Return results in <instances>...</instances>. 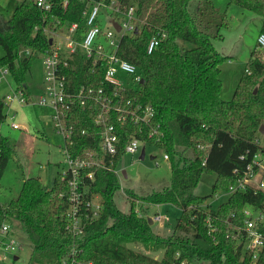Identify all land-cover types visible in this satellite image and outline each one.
Returning <instances> with one entry per match:
<instances>
[{"label": "trees", "instance_id": "16d2710c", "mask_svg": "<svg viewBox=\"0 0 264 264\" xmlns=\"http://www.w3.org/2000/svg\"><path fill=\"white\" fill-rule=\"evenodd\" d=\"M117 1L123 9L135 8L138 19L137 30L122 36L119 57L137 67L144 81L125 96L150 105L154 111L149 126L128 124L119 130L122 145L137 137L168 155L171 186L146 197L128 192L132 202L130 211L125 213L114 201L123 174L97 171L90 195L101 196L103 209L96 219L86 223L80 237H74L67 230V194L59 197L66 188L58 189L57 184L45 187L39 178H28L15 200L0 201V232L4 224L11 230L15 222L20 224L32 246L28 264H171L176 262L177 253V262L189 264H264V255L254 262L243 254L237 239L228 238L243 224L245 207L264 208V191H237L216 210L207 209L206 198L196 195L205 174L217 175L214 193L230 192L260 149L255 140L264 124V65L261 73L255 68L260 60L258 46L247 64L251 74L241 77L233 99L226 101L221 95L220 75L222 63L229 58L216 50L213 40L223 38L221 31L227 19L211 1ZM229 1L261 18L259 34H264V0ZM98 2L109 4L111 0H70L67 10H56V14L64 24L80 23L84 11ZM193 4L197 6L191 11ZM50 22L44 21L34 0H23L16 5L10 20L0 25V48L4 51L0 63L9 69L18 89L27 97L26 74L35 55L21 57L20 52L51 51V38L44 31L45 26H53L54 22ZM103 26L108 28L107 23ZM158 33L166 34V39L149 54V43ZM72 65L67 71L71 91L82 86H105L103 66L94 67L82 58H75ZM4 106V100H0V188L8 164L17 156L14 142L1 132L7 120ZM93 114L88 109H73L74 156L100 151V130L92 121ZM155 130L157 134L150 138ZM122 158L123 151L112 169ZM137 200L179 208L181 215L173 230L167 235L155 232L149 218L136 212ZM208 220L216 229L211 235ZM128 244L164 253L157 258L130 249Z\"/></svg>", "mask_w": 264, "mask_h": 264}, {"label": "built area", "instance_id": "2783aa9c", "mask_svg": "<svg viewBox=\"0 0 264 264\" xmlns=\"http://www.w3.org/2000/svg\"><path fill=\"white\" fill-rule=\"evenodd\" d=\"M34 2L42 13L44 21L49 19L54 22H50L52 27L45 26L44 31L48 35L52 34L64 39L62 47L51 39L53 49L43 53L45 87L35 105L51 109L55 128L65 139V147L62 149L65 156V168L57 185L58 189L66 188V193L61 191L59 197H65L67 194L69 202L67 230L74 237H80L86 223L96 219L103 209L101 196L90 195V184L95 180L96 172L110 170L117 175H122L119 170L120 162L116 168L112 169L120 152L123 151V156L134 155L145 143L137 137H132L123 146L119 130L128 124L149 126L154 117V111L150 105L144 106L136 99L125 96L128 91H136L143 79L137 67L122 60L118 54L122 36L137 30L138 19L135 8L123 9L117 0H111L109 4L98 2L90 5L83 13V22L64 24L58 18L56 10L65 12L70 0H34ZM103 20L108 24V28L103 26ZM113 22L121 26L120 32L113 27ZM64 25H68L66 33L58 34L57 31ZM35 30L37 32L38 29ZM164 39H166L164 33L154 35L149 43L148 53L151 54L157 49ZM257 46L264 54V34H259ZM33 54L30 50L23 52L24 56ZM75 58L89 61L94 67L103 66L105 86H82L71 91L67 71L72 69ZM120 72L130 77L132 87L120 79ZM246 72L251 74L249 70ZM7 75H9V69L3 67L0 83ZM5 100L20 104L28 102L27 95L22 90L8 94ZM78 107L94 112L92 121L100 130V151L98 152L87 151L80 156H74L71 152L76 131V125L72 123V112ZM14 117L15 114L12 119ZM12 128L18 130L19 126L14 123ZM83 134L86 132L84 131ZM154 134H157V130L149 137L151 138ZM255 143L260 146V149L252 156L249 165L239 176L235 186L231 188L233 193L248 189L255 192L264 191V147L260 145L259 139H256ZM164 158L169 160L168 155H164ZM235 173L239 175L237 171ZM135 210L140 216L148 218L147 214L141 215V209ZM164 219L166 218L157 214L152 221L153 224L162 226ZM207 225L209 234H213L216 229L213 228L210 220L207 221ZM9 234L10 226L4 224L0 232V244L5 254H13L18 249L16 240L9 237ZM2 237L6 240H2ZM229 237L237 239L243 254L256 262L260 256L264 255V208L245 207L243 224L236 228L235 234H228ZM179 256L177 253L176 262L171 264H189L187 261L177 262ZM3 259H6L5 255ZM3 259L0 257V261Z\"/></svg>", "mask_w": 264, "mask_h": 264}, {"label": "rangeland", "instance_id": "374dc122", "mask_svg": "<svg viewBox=\"0 0 264 264\" xmlns=\"http://www.w3.org/2000/svg\"><path fill=\"white\" fill-rule=\"evenodd\" d=\"M21 1L0 0V12L7 19L11 15L16 2ZM209 1L220 13L225 14L227 19V25L221 31L223 38L214 39L213 44L220 54L229 58V60L222 63L220 78L222 98L231 101L241 77L248 74L246 72L248 69L247 64L252 52L257 47L262 19L251 12L231 5L229 0ZM196 6V4H193L191 11H194ZM104 24L106 25L105 20H103ZM67 26L64 25L57 33L65 34ZM49 37L61 47L64 44V39L56 35L49 34ZM25 51L24 49L21 50V57H23ZM258 51L260 52V60H257L255 68L261 73L262 65H264V55L261 50ZM34 55L35 59L26 74V85L29 91L26 104L9 103L5 100L8 94L19 90L10 73L0 83V100L5 102L4 110L7 115V120L2 125L1 132L14 142L17 152L16 158L8 164L1 181L0 201L3 203L15 200L22 189L24 180L28 178H39L45 187H54V179L56 178L58 181L65 168V156L62 151L65 147V139L58 134L55 128L52 111L49 108L35 105L45 87V67L43 53H34ZM3 56L4 51L0 48V60ZM2 69L3 66L0 63V77ZM251 71L252 69H250ZM119 77L127 85H132L127 74L120 72ZM14 114L15 117L12 119ZM14 123L19 126L18 130L12 128ZM257 139H259L260 145L264 147V135L258 133ZM143 146H145V159L141 160ZM164 155V152L155 145L144 143L136 154H125L123 156L119 164V170L121 173L125 171L127 177H121V187L114 196V201L122 212L127 213L131 208L132 201L127 196L128 192L146 197L153 193L162 192L165 188L171 186V163L169 160H165ZM216 178L217 175L215 174L203 175L196 189L197 196L206 198L204 205L209 210H216L233 194V191L214 193L213 184ZM138 201L136 202V209L142 210L141 215L145 216L147 214L148 218L153 219L157 214H160L166 218L162 221V226L157 223L152 225L155 232L167 235L173 230L177 219L181 215L179 208L173 204L157 205ZM11 233L18 244V249L13 254H5L0 244L1 259L4 255L6 256V259L1 260L0 264H28L32 254V246L18 222L13 224ZM127 247L137 252L148 253L154 257L163 256L162 250L147 251L140 244H128ZM15 256L18 257V260H14Z\"/></svg>", "mask_w": 264, "mask_h": 264}, {"label": "water", "instance_id": "95a60500", "mask_svg": "<svg viewBox=\"0 0 264 264\" xmlns=\"http://www.w3.org/2000/svg\"><path fill=\"white\" fill-rule=\"evenodd\" d=\"M112 24H113V27L117 30V32L121 31V26L117 22H113ZM50 43L52 44V40L50 41ZM142 83H144V81H142ZM259 133L264 135V125H261V127L259 128ZM140 159L141 160L145 159V147L142 148ZM122 174L124 177H127L125 171H123ZM149 224L153 225V221L151 218H149Z\"/></svg>", "mask_w": 264, "mask_h": 264}, {"label": "crops", "instance_id": "0c3cea01", "mask_svg": "<svg viewBox=\"0 0 264 264\" xmlns=\"http://www.w3.org/2000/svg\"><path fill=\"white\" fill-rule=\"evenodd\" d=\"M21 1V0H20ZM23 1V0H22ZM18 3H20V2H16V4H15V7H16V5L18 4ZM15 7H14V9H15ZM14 9H13V11H14ZM13 11H12V13H13ZM12 13H11V15H9L8 16V18L6 19V17L4 16V14H2L1 12H0V25H3L5 22H7L8 20H10V18H11V16H12ZM261 28V27H260ZM43 91V90H42ZM54 184L56 185L57 184V180H56V178L54 179ZM9 237H12L13 238V236H12V233H11V229H10V234H9ZM2 240H6V239H4V237H2L1 238ZM163 251V250H162ZM164 253V252H163ZM157 258H161V256H158ZM18 260V257L17 256H15L14 257V260Z\"/></svg>", "mask_w": 264, "mask_h": 264}]
</instances>
